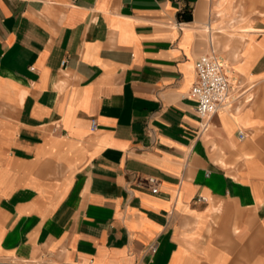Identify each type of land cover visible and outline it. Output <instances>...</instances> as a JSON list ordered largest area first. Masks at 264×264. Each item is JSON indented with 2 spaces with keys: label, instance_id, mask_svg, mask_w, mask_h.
I'll return each mask as SVG.
<instances>
[{
  "label": "crops",
  "instance_id": "obj_1",
  "mask_svg": "<svg viewBox=\"0 0 264 264\" xmlns=\"http://www.w3.org/2000/svg\"><path fill=\"white\" fill-rule=\"evenodd\" d=\"M217 2L0 0V264H264V0Z\"/></svg>",
  "mask_w": 264,
  "mask_h": 264
},
{
  "label": "built area",
  "instance_id": "obj_2",
  "mask_svg": "<svg viewBox=\"0 0 264 264\" xmlns=\"http://www.w3.org/2000/svg\"><path fill=\"white\" fill-rule=\"evenodd\" d=\"M194 66L196 79L190 88L189 95L196 102L195 111L201 120V129L206 130L209 119L219 110L226 108L229 103V82L214 53L199 56L195 60ZM95 127V121L91 120V129ZM237 137L239 140H244L247 133L244 130H238ZM147 181L150 191L156 193L158 190L157 179L154 176H148ZM155 250V244L147 249L149 253H153Z\"/></svg>",
  "mask_w": 264,
  "mask_h": 264
},
{
  "label": "bare ground",
  "instance_id": "obj_3",
  "mask_svg": "<svg viewBox=\"0 0 264 264\" xmlns=\"http://www.w3.org/2000/svg\"><path fill=\"white\" fill-rule=\"evenodd\" d=\"M221 1H223V2H217L216 3V7L218 8V11H220L219 10V7H220V9H221V7H223L222 5H223V3L226 1V0H221ZM224 11V10H223ZM208 27V26H207ZM208 29V28H207ZM223 29V28H222ZM225 30V29H224ZM241 30H243L244 32H247V31H250V30H258V29H255V28H252V27H245V28H241ZM234 100V99H233Z\"/></svg>",
  "mask_w": 264,
  "mask_h": 264
},
{
  "label": "rangeland",
  "instance_id": "obj_4",
  "mask_svg": "<svg viewBox=\"0 0 264 264\" xmlns=\"http://www.w3.org/2000/svg\"><path fill=\"white\" fill-rule=\"evenodd\" d=\"M255 1H256V0H255ZM259 1H260V0H257V2H259ZM225 2H226V1H225ZM255 6H256V5H255ZM255 6H254V7H255ZM255 8H256V7H255ZM223 10H224V9L222 8V10H220L219 12H224V13H226V11H225V10L223 11Z\"/></svg>",
  "mask_w": 264,
  "mask_h": 264
}]
</instances>
